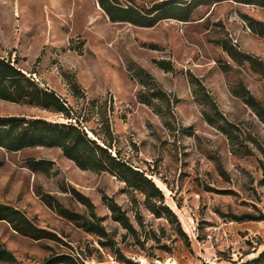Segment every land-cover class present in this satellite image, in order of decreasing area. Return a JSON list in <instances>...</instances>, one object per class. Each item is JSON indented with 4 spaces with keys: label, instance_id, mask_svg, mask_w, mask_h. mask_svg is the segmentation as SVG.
<instances>
[{
    "label": "rangeland",
    "instance_id": "obj_1",
    "mask_svg": "<svg viewBox=\"0 0 264 264\" xmlns=\"http://www.w3.org/2000/svg\"><path fill=\"white\" fill-rule=\"evenodd\" d=\"M162 2L171 0H118L144 13ZM197 2L187 21L140 26L112 21L99 0H0V55L56 91L71 117L3 99L0 115L78 121L154 180L165 200L151 201L169 206L182 228L155 215L144 193L79 168L60 147L0 146V203L48 232L25 235L0 219V244L15 257L0 264H47L58 255L66 263L57 264H234L264 249V121L244 100L246 88L264 107V77L218 43L229 39L264 60V38L244 18L264 22V0ZM141 89L151 104L140 101ZM222 117L236 126L231 138L216 125ZM30 159L51 160L50 171H33ZM84 219L107 235L87 230Z\"/></svg>",
    "mask_w": 264,
    "mask_h": 264
},
{
    "label": "trees",
    "instance_id": "obj_2",
    "mask_svg": "<svg viewBox=\"0 0 264 264\" xmlns=\"http://www.w3.org/2000/svg\"><path fill=\"white\" fill-rule=\"evenodd\" d=\"M171 0V2H162L149 12H142L133 6H123L118 0H99L100 6L114 22H130L140 26H153L158 21L174 17L187 21L198 3V0ZM200 1V0H199ZM220 1V0H216ZM244 3H259V0H236ZM197 2V3H196ZM164 5V6H163ZM248 26L251 30L264 38V22L251 16L244 15ZM229 56L238 64L248 63L254 71L264 77V60L247 52L241 51L229 39H220L218 42ZM166 62H159L164 69L170 70ZM132 71V68H129ZM140 75L150 74L143 69L138 70ZM142 77V76H141ZM141 83L145 86V80L140 78ZM246 90L244 96L245 102L254 109L256 114L264 121V107L262 104ZM155 95V94H152ZM140 101L151 104L143 89L138 92ZM0 99L15 103H26L40 106L44 109L53 110L63 113L67 118L71 116V108L67 102L56 91L41 87L33 77L27 76L24 71L16 65L15 60L0 55ZM223 118V117H222ZM209 121L215 123L209 117ZM217 127L222 130L229 138L233 137L235 125L226 119H219ZM0 146L10 150L18 151L26 147L47 146L60 147L63 154L74 161L75 164L83 170L94 172H109L133 189L144 193L149 202V209L158 217L165 214L173 222H176L182 231L181 224L177 214L167 205L156 206L151 199L156 198L165 200L164 192L157 184L149 178L143 171H140L123 160L118 153L115 155L111 152V144L101 143L98 139L89 136L83 126L76 121L58 122L50 121L41 117H26L15 115H0ZM51 160L47 159H30L29 167L33 171L49 172L51 169ZM48 203H54V206L62 215L70 219L77 220V214L63 208L61 204L50 195H45ZM85 203L91 206L89 198H83ZM104 199H108L106 196ZM108 207L114 213L118 220L125 228H131L127 216L121 211L120 207L112 200H109ZM96 217V216H95ZM0 219H5L12 223L14 227L25 235L44 237L48 232L35 226L20 210L0 203ZM242 219V218H239ZM83 224L86 229L96 232L101 236L107 233L100 224L84 219ZM15 259L14 255L0 244V259ZM66 263L64 256L58 255L52 257L47 264ZM234 264H264V249L256 256Z\"/></svg>",
    "mask_w": 264,
    "mask_h": 264
}]
</instances>
